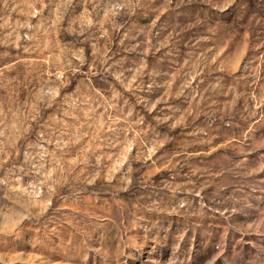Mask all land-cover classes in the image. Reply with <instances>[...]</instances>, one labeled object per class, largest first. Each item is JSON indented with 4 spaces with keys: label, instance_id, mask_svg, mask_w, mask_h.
I'll return each instance as SVG.
<instances>
[{
    "label": "rangeland",
    "instance_id": "obj_1",
    "mask_svg": "<svg viewBox=\"0 0 264 264\" xmlns=\"http://www.w3.org/2000/svg\"><path fill=\"white\" fill-rule=\"evenodd\" d=\"M0 264H264V0H0Z\"/></svg>",
    "mask_w": 264,
    "mask_h": 264
}]
</instances>
